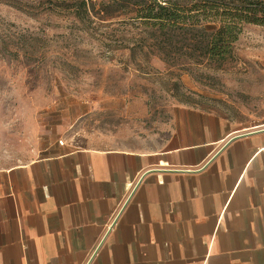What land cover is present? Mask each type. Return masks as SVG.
I'll use <instances>...</instances> for the list:
<instances>
[{"label": "crops", "instance_id": "obj_1", "mask_svg": "<svg viewBox=\"0 0 264 264\" xmlns=\"http://www.w3.org/2000/svg\"><path fill=\"white\" fill-rule=\"evenodd\" d=\"M171 121L0 166V264H264V122Z\"/></svg>", "mask_w": 264, "mask_h": 264}, {"label": "rangeland", "instance_id": "obj_2", "mask_svg": "<svg viewBox=\"0 0 264 264\" xmlns=\"http://www.w3.org/2000/svg\"><path fill=\"white\" fill-rule=\"evenodd\" d=\"M79 2L0 0V166L38 156L50 138L81 146L160 135L181 107L264 122L263 25L242 24L220 66L188 71L139 45L145 27L129 3Z\"/></svg>", "mask_w": 264, "mask_h": 264}, {"label": "trees", "instance_id": "obj_3", "mask_svg": "<svg viewBox=\"0 0 264 264\" xmlns=\"http://www.w3.org/2000/svg\"><path fill=\"white\" fill-rule=\"evenodd\" d=\"M120 1L130 4L145 27L139 45L152 47L162 63L188 71L196 65L214 68L231 57L242 24L264 26V0ZM79 4L84 10L85 0Z\"/></svg>", "mask_w": 264, "mask_h": 264}, {"label": "built area", "instance_id": "obj_4", "mask_svg": "<svg viewBox=\"0 0 264 264\" xmlns=\"http://www.w3.org/2000/svg\"><path fill=\"white\" fill-rule=\"evenodd\" d=\"M57 143L58 144H62L63 143V140L60 138V139H57Z\"/></svg>", "mask_w": 264, "mask_h": 264}]
</instances>
